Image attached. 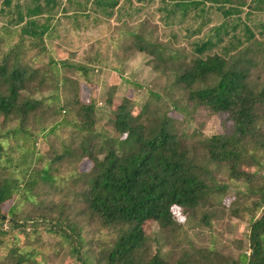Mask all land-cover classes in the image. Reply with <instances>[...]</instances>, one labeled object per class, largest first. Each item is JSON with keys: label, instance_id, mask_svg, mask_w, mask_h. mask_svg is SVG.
<instances>
[{"label": "trees", "instance_id": "obj_1", "mask_svg": "<svg viewBox=\"0 0 264 264\" xmlns=\"http://www.w3.org/2000/svg\"><path fill=\"white\" fill-rule=\"evenodd\" d=\"M159 1L166 6L167 16L175 11L185 16L190 11L197 15L215 9L223 17L211 28L210 37L194 44V55L188 61L168 43L146 38L145 30L127 34L136 51L151 56L152 69H158L161 75L170 73L171 87L184 91V100L180 103L169 98L168 87L162 92L148 90L149 102L145 100L140 105H135L126 95L115 103L108 95L103 105L97 104L94 96L84 101L78 93L60 100V87H80L79 82L76 84L71 77L62 75L61 67L80 71L83 80L90 74L83 64L60 62L57 65L53 60L48 65L53 76V94L48 98L32 96L28 88L37 77L38 82H44L46 75L36 76L38 72L30 61L46 51L44 37L51 30L49 20L54 16L58 1L29 0L28 5L13 4L10 14L14 17L8 22L19 25L18 39L0 56V169L20 168L26 177L20 180L0 178V257L8 264H37L30 261L32 250H23L17 242L22 239L21 243L28 246V243L40 241V228L56 235L79 264H189L185 259L169 262L159 251L145 258L146 225L174 227L178 225L174 208L193 210L204 204L212 193L206 179L207 169L195 163L190 150L182 146L172 129V112L186 113L187 108L201 107L222 114L229 121V130L210 136L203 142V149L208 160L230 161L231 175L235 163H244L250 158L260 163L253 153L264 151L257 125L258 108L264 107V80L253 81L250 68L258 62L253 55L254 48L264 50V40L255 38L245 19L250 11H260L264 0ZM85 2L109 15L119 0ZM2 3L9 6L11 0H2ZM75 5L80 7L81 4ZM243 8L246 11L244 19L241 18ZM43 15L45 18L40 22ZM239 26L242 34L237 36L234 31ZM260 27L262 33L264 25ZM228 30L235 42L229 41L227 46H222L220 53H208L222 36L229 35ZM27 41L34 51L31 55H25ZM150 102L156 104L154 110H148ZM49 103L60 118L35 129L32 120L38 117L35 115L37 109L47 108ZM101 117L117 136L104 137L100 144H94L99 135L94 124ZM10 122L14 123L13 127H6ZM67 129L71 136L60 141V152L53 154L46 166L38 170L35 165L42 158L39 143L48 135H58ZM254 137L257 141L248 145ZM5 147L11 152L18 151L15 162ZM66 155L90 163L88 172L79 173L84 187L75 192L73 200L83 205L88 215L102 226L115 230L102 257L96 260L88 256L80 225L71 218L72 212L65 203L43 208L42 200L33 198L38 193L32 192L31 187L41 182L56 189L50 171L53 164ZM3 161L7 165L2 166ZM238 174L248 177L245 172ZM258 191L253 207H262V210L258 217L249 218V253L241 252L236 260L223 264H264V184L251 190ZM27 208L33 213L25 212Z\"/></svg>", "mask_w": 264, "mask_h": 264}, {"label": "rangeland", "instance_id": "obj_2", "mask_svg": "<svg viewBox=\"0 0 264 264\" xmlns=\"http://www.w3.org/2000/svg\"><path fill=\"white\" fill-rule=\"evenodd\" d=\"M57 1L58 5L52 13L54 16L49 20L51 30L49 35L44 37L46 51L39 53L30 61L38 72L36 76L46 75L44 82H38L37 77L28 88L34 97L48 98L53 94V76L48 67L50 60H53L57 65L60 62L83 64L88 67L87 72L90 74L87 80H83L80 71L73 67H61L62 75L71 77L76 84L79 82L80 87L75 85V89L72 85H67L69 90L60 87V100L65 96H74L78 93L84 101L94 96L97 104L103 105L108 95L114 103L119 102L120 98L126 95L135 105H140L141 102L148 100V90L162 92L168 87L169 98L180 103L184 100V91L171 87L170 73L161 75L158 69L153 70L151 56L136 51L130 45L127 34L140 29L145 30L146 38L168 43L171 49L183 55L184 61H188L194 55V44L210 37L211 28L223 20L220 12L215 9H208L197 15H193L190 11L185 16L181 15L180 11H175L167 16V8L163 7L159 0H147L141 3L133 0H119L118 6L109 15L96 10L85 0ZM248 1L245 0V2ZM16 2L20 5L29 4V0H11L9 6H4L0 0V8H2L0 11V56L18 39L19 25L8 22L14 17V14L10 12L13 11L12 6ZM77 2L81 4L80 7L75 5ZM242 10L241 18L244 19L246 11L244 8ZM44 18L45 15L41 16L39 21L42 22ZM245 20L254 32L255 38L264 40V30L260 33V25H264V5L260 11H250ZM234 33L237 36L241 35V27L239 26ZM231 34L232 32L229 31L228 36H222L221 41L216 43L208 53H220L222 46H227L229 41L234 43L235 41L230 37ZM30 47L27 41L25 55H31L34 52ZM254 49L253 55L258 62L251 66L250 77L258 83L264 80V50ZM47 102L50 100L48 99ZM159 105L163 106L162 103ZM155 106L156 104L150 102L148 110L150 108L154 110ZM187 110L186 113H170L173 118L172 129L182 146L190 150L195 163L207 169L206 179L212 188V193L204 204L193 210L174 208L173 212L178 224L174 227L160 228L155 223L146 225L145 258L159 251L169 262L185 259L189 264H223L227 260H236L241 252L249 253V218L258 217L262 210V207H253L259 191L251 192V190L264 184V151L260 149L253 153L260 163L255 161V158H250V161L247 159L244 163H235L234 172L231 175L230 161L208 160L203 149V142L210 136L223 134L229 130V121L224 119L222 114L210 112L207 108L192 109L190 107ZM53 111L52 103H49L47 108L44 106L38 108L35 113L38 117L35 121L32 120L33 127L37 129L40 125H48L58 120L60 116ZM258 114L260 119L257 120V125L262 134L258 138L264 141V107L258 108ZM13 124L10 122L6 124V127L9 125L11 128ZM94 126L99 132L94 139V144H100L104 137L117 136L112 127L104 121V117L99 118ZM68 135L71 136V131L63 130L58 135H48L39 143L42 158L35 165L38 170L46 166L53 154L60 152V141L67 139ZM258 138L244 140H247L250 145ZM65 142L68 143V141ZM10 144L14 143L10 142ZM18 145L20 146L19 143ZM17 152L7 150V154L14 162L18 156ZM5 165L7 164L3 161L2 166ZM88 166L90 163L86 160H75L70 155L62 156L53 164L50 171L56 189L44 185V182L32 186L31 189L32 192L38 193L33 198L42 200L43 208H49L61 202L68 206V210L72 212L71 218L80 225L88 256H93V260H96L102 257L105 245L109 244L115 236V230L102 226L93 216L88 215L83 205L73 200L75 192H79L84 187L79 176L83 172H88ZM238 172H245L248 177L241 176ZM6 177L20 180L25 179L26 174L20 168L6 170V167H3L0 169V178ZM26 211L33 213L28 208ZM39 234L40 241L28 243V246L21 243L22 239L17 242L23 250H32L31 262L79 264L75 257L68 253L66 245L59 243L56 235L43 228L39 229ZM0 264L8 263L0 257Z\"/></svg>", "mask_w": 264, "mask_h": 264}, {"label": "crops", "instance_id": "obj_3", "mask_svg": "<svg viewBox=\"0 0 264 264\" xmlns=\"http://www.w3.org/2000/svg\"><path fill=\"white\" fill-rule=\"evenodd\" d=\"M86 1V0H85Z\"/></svg>", "mask_w": 264, "mask_h": 264}]
</instances>
